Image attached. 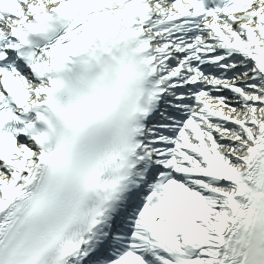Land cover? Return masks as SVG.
<instances>
[{"label": "snow or ice", "instance_id": "snow-or-ice-1", "mask_svg": "<svg viewBox=\"0 0 264 264\" xmlns=\"http://www.w3.org/2000/svg\"><path fill=\"white\" fill-rule=\"evenodd\" d=\"M0 264H264V0H0Z\"/></svg>", "mask_w": 264, "mask_h": 264}]
</instances>
